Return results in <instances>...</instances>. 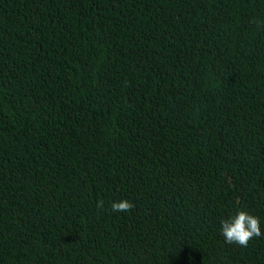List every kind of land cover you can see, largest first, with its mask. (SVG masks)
I'll use <instances>...</instances> for the list:
<instances>
[{
	"label": "trees",
	"instance_id": "trees-1",
	"mask_svg": "<svg viewBox=\"0 0 264 264\" xmlns=\"http://www.w3.org/2000/svg\"><path fill=\"white\" fill-rule=\"evenodd\" d=\"M238 210L264 233V0H0V264H264Z\"/></svg>",
	"mask_w": 264,
	"mask_h": 264
},
{
	"label": "clouds",
	"instance_id": "clouds-1",
	"mask_svg": "<svg viewBox=\"0 0 264 264\" xmlns=\"http://www.w3.org/2000/svg\"><path fill=\"white\" fill-rule=\"evenodd\" d=\"M97 207L102 208L103 201H97ZM133 207L134 205L127 200L113 202L110 206L111 211L124 213ZM220 234L226 244H235L240 247H247L250 240L264 235L260 229L259 218L244 210H238L234 216L223 219Z\"/></svg>",
	"mask_w": 264,
	"mask_h": 264
}]
</instances>
